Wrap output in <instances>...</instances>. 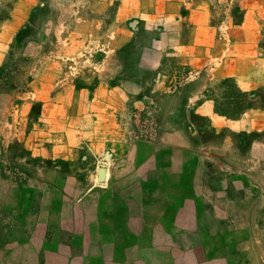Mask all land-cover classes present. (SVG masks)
Instances as JSON below:
<instances>
[{"label":"rangeland","instance_id":"1","mask_svg":"<svg viewBox=\"0 0 264 264\" xmlns=\"http://www.w3.org/2000/svg\"><path fill=\"white\" fill-rule=\"evenodd\" d=\"M22 1L0 0V264H50L52 237L60 241L57 250L91 256L71 264L103 263L99 240L107 261H115L130 231L136 230L139 238L159 233V227L144 223L176 217L178 197L187 198L192 208L208 210L202 213L213 224L202 237L203 259L264 264V195L243 194L241 181L226 179L229 169L222 160L199 161L209 151L192 140L186 147L157 140L162 120L191 127L198 122L181 112L163 118L149 104L132 108L131 101L120 113L99 120L76 113L77 108L91 109L92 96L74 87L90 82L100 69L99 59L112 54L115 43L137 75L143 71L139 58L162 60L153 44L161 49L159 41L165 39L171 47L179 42L180 50L187 45L193 8L203 2L208 10L222 11L218 18L208 13L203 21L217 23L219 39L229 42L226 16L239 8L236 0H35L30 9L31 0ZM16 11L25 17L14 19ZM216 92L217 107L234 117L246 104L231 81ZM199 132L197 142L208 145L209 129ZM100 169L106 170L105 180H99ZM177 188H183L182 196ZM121 202L128 203L125 213ZM113 210L127 217L113 219ZM228 217L233 227L227 225ZM35 223L48 229L42 247L33 240ZM101 224L107 232L118 227L120 233L101 237ZM145 257L143 253L139 264H145Z\"/></svg>","mask_w":264,"mask_h":264},{"label":"crops","instance_id":"2","mask_svg":"<svg viewBox=\"0 0 264 264\" xmlns=\"http://www.w3.org/2000/svg\"><path fill=\"white\" fill-rule=\"evenodd\" d=\"M154 1L170 3V0ZM175 1L172 0V3ZM223 1L231 2H217ZM34 3L35 0L28 1V8ZM236 3L239 8L232 9L231 14L226 16L230 19L229 42L224 43L219 39L217 23L207 24L203 21L208 13L218 18L222 11L219 10L218 13L214 7L208 10L203 2L191 10L195 20L194 25L187 29L191 36L189 44L184 45L181 50L177 41L173 44V49L166 45L165 39L159 41L163 44L161 49L159 44H153L154 54L159 52L163 56L162 60L139 58L137 66L143 71L137 75H134L135 66L124 62L121 44L115 43L112 54H103L105 58L101 61L99 59L100 69L95 76H91L90 82L84 81V86H79L78 89L74 87L76 92H89L92 96L91 109L82 111L77 108L76 113L97 116L99 120L100 117L120 113L129 101L132 102V108H141L147 103L163 118L184 113L198 122V125L192 124L194 127H191L188 125L190 123L184 124L174 119L169 122L162 120L156 127V132L161 134L157 140L162 139L164 146L173 141V145L177 144L179 147H186L188 140H192L195 146L209 151L201 155L199 161L222 160L226 169L230 170L226 173L227 180L232 179L236 184L241 181L243 194L259 196L264 195V0H236ZM14 17L22 20L24 12L16 11ZM21 23L22 21H16L17 26ZM147 53H151L150 49ZM175 54L176 60L170 61V57ZM225 81H231L246 100L236 117L216 105V90ZM207 129L212 134L209 144L205 145L202 141L199 144L196 133ZM191 130H195L192 131L193 138ZM238 168L242 170H234ZM132 175L131 173L130 176ZM235 178L238 179L236 182ZM158 190L163 192L167 188L161 187ZM182 190L183 188H177L179 196H182ZM186 199L178 197L176 200L175 218H163L155 225L144 223L147 227H159V233L151 232L140 238L136 230L126 234L121 249L114 257L115 261H107L102 240H99L98 257L103 260L101 264H139L143 253L146 256L145 264H201L203 261L212 264L203 259L207 255L204 254L202 243V237L207 235L205 228L213 224L210 215L207 220V214L202 212L208 210L205 211L199 205L192 208ZM119 204L125 206L121 210L124 213L129 210V206L126 207L128 203ZM162 205L163 211L164 204ZM113 211V214L109 213L113 219L127 217L121 211V214L117 210ZM103 217H106V211ZM228 220L227 225L233 227V218L228 217ZM260 224L258 221L257 226ZM99 227L101 237L120 233L118 227L113 232L109 229L107 232L105 224ZM47 231V226L35 223L31 231L34 243L42 247L43 242L47 241ZM49 242V257L52 259L50 264H59V260L63 264H71L75 258L82 260L91 257L85 253L75 255L68 249L57 250L60 242L57 237L50 238ZM153 258L155 260L151 262Z\"/></svg>","mask_w":264,"mask_h":264},{"label":"water","instance_id":"3","mask_svg":"<svg viewBox=\"0 0 264 264\" xmlns=\"http://www.w3.org/2000/svg\"><path fill=\"white\" fill-rule=\"evenodd\" d=\"M106 178V170L105 169H100L99 171V180H105Z\"/></svg>","mask_w":264,"mask_h":264}]
</instances>
